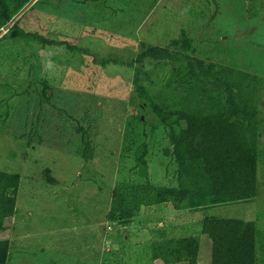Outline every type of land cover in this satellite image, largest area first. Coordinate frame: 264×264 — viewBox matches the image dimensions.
<instances>
[{"label":"rangeland","instance_id":"1","mask_svg":"<svg viewBox=\"0 0 264 264\" xmlns=\"http://www.w3.org/2000/svg\"><path fill=\"white\" fill-rule=\"evenodd\" d=\"M19 18L16 30L38 31L89 54L37 42L9 46L15 37L0 43V52L9 46L20 53L11 61L0 54V170L20 174L16 212L6 219L8 231L0 230L10 242L7 264H161L151 253L159 229L198 236L197 264H211L212 242L195 212L161 204L143 207L126 223L107 218L114 186L146 179L132 168L144 141L150 180L175 184L166 130L149 100L138 96L130 63L141 41L166 46L183 36L193 40L194 56L260 77L257 196L206 214L256 220L263 255L264 0H30L10 23ZM174 67L144 62L148 94L164 105L186 90L169 83ZM83 137L92 158L84 157Z\"/></svg>","mask_w":264,"mask_h":264},{"label":"trees","instance_id":"2","mask_svg":"<svg viewBox=\"0 0 264 264\" xmlns=\"http://www.w3.org/2000/svg\"><path fill=\"white\" fill-rule=\"evenodd\" d=\"M29 2L0 0V30ZM19 21L20 18L9 31L0 35V43L7 37H15L9 46L22 49L37 42L42 46L66 45L71 51L89 54L86 48L52 39L38 31L16 30ZM192 42L188 36L174 39L166 46L141 41L140 52L130 63L134 66L133 84L138 96L149 100L151 110L166 130L171 147L165 148L164 152L170 154L176 164L174 172L170 173L175 184L160 186L150 180L148 144L144 141L132 168L144 174L146 179L118 182L112 191L107 218L110 222L126 223L143 207L170 204L175 210H189L200 215L198 224H201V232L212 242L211 264H264V251L261 255L258 246L256 220L206 214L212 206L247 202L257 196L260 77L194 56L196 48ZM9 46L4 47L0 54L11 61L20 53L12 52ZM147 59L162 68L167 64L175 65L172 72L170 70L169 83L186 85V90L172 103L164 105L148 94L144 84V80L151 79L149 71L144 69ZM32 133L38 134L37 131ZM32 139L33 136L28 143ZM83 142L84 157L92 158L91 142L84 137ZM19 185V173L0 170L1 231H8L6 219L16 212ZM156 235L158 238L151 242V253L157 262L197 264L200 253L198 236H168L163 229L157 230ZM9 249V239L1 238L0 264H7Z\"/></svg>","mask_w":264,"mask_h":264},{"label":"built area","instance_id":"3","mask_svg":"<svg viewBox=\"0 0 264 264\" xmlns=\"http://www.w3.org/2000/svg\"><path fill=\"white\" fill-rule=\"evenodd\" d=\"M9 24H13V22L12 23H9ZM3 28V27H2Z\"/></svg>","mask_w":264,"mask_h":264},{"label":"clouds","instance_id":"4","mask_svg":"<svg viewBox=\"0 0 264 264\" xmlns=\"http://www.w3.org/2000/svg\"><path fill=\"white\" fill-rule=\"evenodd\" d=\"M18 15V14H17Z\"/></svg>","mask_w":264,"mask_h":264}]
</instances>
